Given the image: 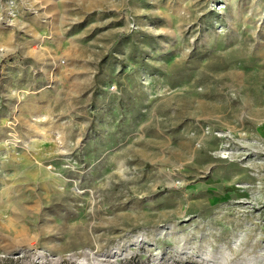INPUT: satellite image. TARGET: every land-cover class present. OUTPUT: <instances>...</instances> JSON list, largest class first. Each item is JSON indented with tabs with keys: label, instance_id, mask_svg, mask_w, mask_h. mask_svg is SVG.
<instances>
[{
	"label": "rangeland",
	"instance_id": "1",
	"mask_svg": "<svg viewBox=\"0 0 264 264\" xmlns=\"http://www.w3.org/2000/svg\"><path fill=\"white\" fill-rule=\"evenodd\" d=\"M0 264H264V0H0Z\"/></svg>",
	"mask_w": 264,
	"mask_h": 264
}]
</instances>
